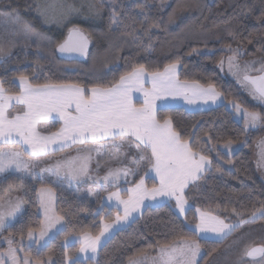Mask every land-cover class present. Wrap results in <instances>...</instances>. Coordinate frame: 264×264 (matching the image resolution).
Wrapping results in <instances>:
<instances>
[{
    "label": "trees",
    "instance_id": "trees-1",
    "mask_svg": "<svg viewBox=\"0 0 264 264\" xmlns=\"http://www.w3.org/2000/svg\"><path fill=\"white\" fill-rule=\"evenodd\" d=\"M94 11L86 25L93 29L92 53L108 45L118 64L111 66L104 76L83 77L81 69H65L58 64L57 57H42L36 52L18 49L11 57L0 61V81L9 94H18L19 76H27L35 85L77 84L81 87H113L122 75L143 65L145 72H163L164 68L179 61L178 79L207 87L215 86L226 101H233L250 111L263 112L244 100L238 87L224 78L220 62L227 55V49L251 48L264 38V0H92ZM181 15L177 22V15ZM177 24H176V23ZM156 25L149 27V25ZM177 25V26H176ZM188 30L184 35L209 36L211 41H192L177 32L179 27ZM114 28V30H112ZM216 38V39H214ZM171 117L173 127L183 139L207 155L211 160L208 172L191 185L185 199L189 209L180 217L172 204L148 207L127 227L116 232L99 250L96 260L79 261V264H129L130 259L142 255L155 256L160 246L175 244L183 237L196 238L203 252L198 264H206L219 252L228 249V242L239 235L245 227H264V218L241 224L239 228L221 241L200 238L195 231L197 209L216 215L225 223H240L249 220L253 212L264 208V183L254 161L255 150L263 132H248L226 106L189 112L183 108H166L157 111L158 119ZM211 139L209 140V138ZM243 149L229 157L219 147L227 141ZM207 142V143H206ZM77 150H66L51 155L52 163L68 156H75ZM91 185L86 180L82 185ZM46 183L26 185L24 194L25 214L6 232V236L17 241L22 254L33 262L46 264H72L65 256L68 253L77 260L79 245L65 246L67 239L82 235L96 236L103 223L111 222L116 210L101 207L95 200L88 204L74 200L61 189L57 194L56 214L62 217L64 228L42 249L27 248L28 229L38 232L42 218L38 212L37 191ZM92 186V185H91ZM146 186H156L146 179ZM1 191V188H0ZM1 197V194H0ZM11 233V236H9ZM8 245L0 244V252ZM259 260V257L257 258Z\"/></svg>",
    "mask_w": 264,
    "mask_h": 264
},
{
    "label": "snow or ice",
    "instance_id": "snow-or-ice-1",
    "mask_svg": "<svg viewBox=\"0 0 264 264\" xmlns=\"http://www.w3.org/2000/svg\"><path fill=\"white\" fill-rule=\"evenodd\" d=\"M12 26L15 34H23L25 37L38 35L31 25L23 22L19 15L8 12L0 15V29ZM152 24L149 27H155ZM75 34L76 39H72ZM39 47V45H37ZM87 38L79 29L70 32V38L59 44L57 50L60 53H79L81 56L87 54ZM232 55L227 59L229 72L234 75L254 100L264 104V64L252 74L251 65L255 62L246 63L243 67L236 62L240 55L239 50H232ZM10 53L0 47V60ZM179 61L167 65L163 72L156 71L150 74L152 89H143L146 72L143 65L133 71L122 75L119 82L113 87H81L77 84L66 85H33L27 76H19L18 94H9L8 89L0 81V174L14 172L25 173L32 180L43 183V177L33 169L39 168L40 172L47 171L52 176H67L70 180H81L85 177L91 179L89 165L93 159V153L102 155L108 153L103 163L97 161L96 169L101 167L107 169L103 176L105 191L108 187H115L121 176L138 177L134 187L127 189L130 193L127 200L120 198V192H109L108 200L115 198L117 204L116 219L105 223L103 229L96 236L84 235L81 240L80 253L91 251L97 252L101 243V237L121 220L127 221L133 212L139 210L145 199L155 200L157 196L174 197L176 207L182 215L185 212L187 201L183 196V189L190 182L201 178L200 174L211 167V160L198 149H195L181 134L173 127L171 117L165 119L157 118V110L164 111L168 104L158 105L156 101H166L169 97L176 99L182 97L188 104H194L198 100L208 103L219 98L215 86L209 84L202 87L194 84L189 87L180 85L176 75ZM223 68L224 61L220 62ZM138 85V91H143L145 100L142 107H135L131 103L130 92L133 86ZM191 92V95H189ZM13 101L15 104H13ZM16 105L23 108L14 115H9V109ZM73 111H69L73 109ZM237 113L242 114L246 129L264 127V112L250 111L233 103ZM55 112L63 121V126L54 133L42 135L36 129L40 119H47ZM211 137L209 138V140ZM118 141V142H117ZM207 143V142H206ZM27 146L24 152L14 148L3 149L4 145ZM79 144L75 156L47 163L48 158L56 151H63L72 145ZM135 148L136 154L131 156L125 163L127 153L122 151L124 145ZM232 144L229 140L226 148ZM57 145L52 148L50 146ZM91 145V146H90ZM264 148V140L261 141ZM30 150V151H29ZM150 153V154H149ZM28 154L30 160L24 159ZM261 162L264 163V151L261 152ZM136 166V170L132 166ZM142 170V174H141ZM154 172L159 179V186L151 189L145 186L144 177ZM42 192H51L50 189H41ZM179 193V194H178ZM97 193L89 191L88 195ZM23 200L13 197L10 191L0 197V233L5 229V220L14 217L20 210ZM119 205H123V215H120ZM41 207L44 209V222L39 230L37 244L43 240L48 232L60 223L62 217L55 215L51 207V199L46 202L41 199ZM199 222L195 224L198 233H216L220 239L235 231L244 223H250L258 218H264V208L253 212L249 220H241L240 223H225L224 220L209 213L202 212ZM33 229L29 228L27 238L33 240ZM11 236V233H9ZM8 247L6 251L0 252V264H33L28 256L21 258L18 253L24 250L23 237L20 247H15L17 241L4 238ZM201 245L196 238L183 237L182 243L164 244L160 246L158 255L152 258L151 264H197ZM65 256L72 264H79V260H73L68 253ZM251 258L252 264L264 262V246H249L242 253V257ZM259 257V261L257 258ZM94 258V257H93ZM147 255L143 260L130 259L129 264H146Z\"/></svg>",
    "mask_w": 264,
    "mask_h": 264
},
{
    "label": "rangeland",
    "instance_id": "rangeland-1",
    "mask_svg": "<svg viewBox=\"0 0 264 264\" xmlns=\"http://www.w3.org/2000/svg\"><path fill=\"white\" fill-rule=\"evenodd\" d=\"M92 5V0H0V15L6 14L8 12H14L19 15L20 19L23 22L31 25L35 32L38 34L36 36L25 37L23 34H15L12 31V26L0 29V47H2L5 52L10 53L9 55H6L4 57L3 62L5 59L11 57L18 49H23L31 53L36 52L43 58L57 57L59 61L58 64L60 66L70 70H77L79 68L83 72V77L86 76L88 78H98V76H104L109 71V68L111 66L114 67L119 62L114 56V53L112 52L110 47L107 48L108 45H105V47H103L100 52H96L91 56L92 49L90 47L93 44L94 35L92 31L93 29L87 27L86 25L90 24L93 21V19H90V17H92L93 15L92 10L94 11ZM180 16L181 15L179 14L177 15V22L179 21V19H181ZM74 28L79 29L80 32H82L90 42L89 49L86 51L87 54L78 60L72 59L69 56L68 59H66L64 55L67 56L68 54L60 53V55L59 51L57 50L58 45L64 43V41L70 36V32ZM112 30H114V28H112ZM186 30L188 29L181 26L177 29V32L183 34L181 36H185V39H189L192 41L213 40L209 36L204 35H184V32ZM37 45H39V47H37ZM231 49L239 50L240 55L237 57L236 62H238L241 67H243L246 63L253 61L255 62L251 65L253 75H256V70L259 69L262 64H264V38L261 40L260 43L251 48L243 49L239 47H233ZM226 51L227 55L223 59V68L220 65V71L222 72L224 78L231 81L238 87L239 92L244 100L250 103L253 107L261 109L264 112V104H261L259 101L254 100L252 96L249 95L248 91L243 88L240 83H238L236 77L229 72L227 66V59L233 53L229 50V48ZM233 103L235 102H228L225 99L223 100L224 106H226L227 109H229L233 113L234 118L244 125L242 114L236 112V110L233 108ZM246 131L263 132L262 139L259 141V144L255 150L254 161L256 164L257 172L264 183V163L261 162V152L264 151V148H262L261 146V141L264 140V127L246 129ZM244 146L245 143L239 145L231 144L229 148H226L224 145L219 147V149L221 153L231 157L236 154L239 150L243 149ZM11 184L12 183L6 185V188L10 187ZM174 202L176 203V200H174ZM17 215L18 212L15 214L14 217H8L5 220V226L8 223L12 222ZM127 222L128 221L121 220L119 223L114 224L111 229L118 230L120 228H123L122 226H124V224ZM53 230H55V228L51 229L48 232V235H46L45 237L48 238V236H51V232ZM230 234L225 236L223 239H220V237L216 233H198L200 238L220 241L224 240ZM5 237L10 239V237L8 236H3L0 238V244L7 245L4 239ZM106 238L107 237L104 234V236L101 237V242L103 240L105 242ZM178 243H182V241L177 242L175 244ZM249 246H264V227H245V229H243L239 233V235L232 238L228 242V249L219 252V254L214 256L206 264H252L251 259H248L246 256L242 257L244 249ZM158 251L155 256L147 255L148 260L146 261V264H151L152 258H155L158 255ZM202 255L203 252L201 251L200 255L197 257V264L202 258ZM79 256L88 258L91 255H83L82 253H80ZM144 256L145 255H142L136 258L135 260H143ZM21 257L23 258L24 255ZM33 264L38 263L33 262ZM46 264H53V261L48 260ZM261 264H264V262H261Z\"/></svg>",
    "mask_w": 264,
    "mask_h": 264
},
{
    "label": "crops",
    "instance_id": "crops-1",
    "mask_svg": "<svg viewBox=\"0 0 264 264\" xmlns=\"http://www.w3.org/2000/svg\"><path fill=\"white\" fill-rule=\"evenodd\" d=\"M146 77H145V81L143 83V89L150 91L152 89V82H151V76L150 74L146 73ZM178 74H179V67L177 66L176 68V75L178 78ZM178 83L180 85H185V82H181L178 79ZM17 84L19 86V80L17 81ZM189 87L193 86L195 83H186ZM139 87L138 85L133 86V90L130 92V97H131V103L139 108L142 107L144 104V100H145V96H144V92L143 91H138L136 90V88ZM203 87V86H202ZM189 95H191V92H189ZM223 97L220 95L219 98L215 101V103H213L212 101H209L208 103H204L203 101H197L194 104H188L184 101V99L182 97H177L176 99H172L171 97H169L166 101H156V103L158 105L160 104H168L169 107L168 108H183L186 111L189 112H201V111H207V110H211L217 107H220L223 104ZM13 104H15V102L13 101ZM23 108L22 105H16L14 108H10L9 109V115L10 116H14L16 115L19 110ZM159 110V109H158ZM157 110V111H158ZM69 111H73L74 113V106L73 109H70ZM63 126V121L61 119H59L58 115L53 112L47 119H40L38 121V123L36 124V129L37 131H39L42 135H48L50 133H54L57 132L61 127ZM118 142V141H117ZM91 146V145H90ZM27 146H22L20 144H16V145H4L3 149H7V148H14L15 150L21 151L22 153L24 152V148ZM58 147L57 145H51L50 146V152L52 148H56ZM82 146L79 144H75L72 145L69 148H65L63 151L66 150H77L79 148H81ZM125 149H128L130 152L128 153V155H126L125 159V163L128 162V160L131 158V156L136 154V149L133 148H129L127 144L124 145ZM30 151V150H29ZM58 152H62V151H56L54 153H52L51 155L58 153ZM150 154V153H149ZM108 156V155H107ZM106 155L103 156H99L98 158L94 159L93 157V161L94 163L97 161H100L101 163L104 162V160L107 158ZM24 159L25 160H30V159H34V158H30L28 154H24ZM50 161V158H48L47 163ZM96 163L95 165L92 163H90L89 165V174L91 175V180L93 181V184L91 185H82V183L86 180H90L87 177L77 181V180H70L67 176L61 175L59 177L57 176H52L50 175L47 171H45V174L48 173L52 178H54V180H52L51 182H49L48 180L45 182L43 181V183H46L47 186H43L41 188L38 189L37 191V201H38V212L39 215L42 218V225L44 222V209L41 207V199L43 198L46 202L49 200V197L51 199V207H52V211L56 214V200H57V194H56V190L54 188L57 189H61L64 193H66L67 195H69L70 197H72L74 200L77 201H81L84 203H88L91 204L93 203L95 200H97L98 202H100L101 207H105L106 209H113L117 211V202L115 200V198H113L111 201L108 200V193L109 192H115V191H119L120 192V198L123 200H127L130 193L127 191V189L134 187L135 183L138 182V177H131V178H127V177H121V179L117 182L118 187H108L107 191L104 190V188L102 187L105 182L103 180V174L104 172V168L105 167H101L100 169H98L97 171H94V167H96ZM136 167V166H135ZM107 170V169H106ZM210 170V168H208L207 171L203 172L200 174L201 178L205 175L206 172H208ZM142 171V170H141ZM142 174V172H141ZM5 175V174H4ZM106 175V174H104ZM4 177H8V176H4ZM124 178V179H123ZM200 178V179H201ZM146 179H151L155 182L156 186H159V179L155 176L154 172H150L149 175L144 177V182H145V186H146ZM200 179L194 181V182H190L188 184L187 187H185L183 189V196L185 198V193L187 191V189L193 185L194 183L198 182ZM20 180V181H19ZM56 181H60V182H64L65 184H61V185H57ZM38 181H32V180H27L24 179L23 181L21 179H18V181L14 182V181H10L9 179L7 180L4 179L0 182V194L1 197L5 196L7 193L10 194H14L12 195L13 197L19 196L22 200L23 203L21 205L20 210L18 211V215L15 217V219L8 223L5 226V229L3 230L2 233H0V238L3 236H6V232L7 230L14 224L16 223L18 220H20L21 218H23L24 214H25V203H24V194L26 192V185L29 184H36ZM10 187L6 188V185L10 184ZM147 187V186H146ZM50 189L51 192H42L41 189ZM148 188V187H147ZM93 191L95 193H97L96 195H88L89 191ZM179 194V193H178ZM175 198L174 197H162V196H157L155 200L152 199H145L143 204L140 206L139 210L136 212H133L131 216H129L128 218V222L124 224V226H122L123 228H120L118 230L116 229H109L108 232L105 233V236L107 237L105 242L104 240L100 243V246L97 249V252L95 254H93L90 250L82 253L84 254H88L91 255L88 258H84V257H80L79 256V250L77 253V259L79 261H87V260H96V258L98 257V253L99 250L101 249V247L119 230L124 229L125 227H127L131 222H133L135 219H137L138 217H140V215L143 213V211L148 208V207H156V206H160L163 204H172L175 207L176 213L180 216V217H184L185 214L187 213L188 209H189V205L188 203L185 204V212L181 215L178 208L176 207V203L174 202ZM186 200V199H185ZM119 212L120 215H123V205H119ZM58 216V215H57ZM214 216V215H212ZM116 219V217L112 220L114 221ZM200 219V214L199 212H197V220L199 222ZM111 221V222H112ZM110 223V222H109ZM104 224L102 225V229L104 227ZM57 228V229H56ZM64 228V222L61 219L60 223L56 225L55 230H53L51 232V236H48V238L44 237L43 240L39 241V243L42 244H37L35 241L38 239L39 237V232H33V240H29L27 238V240L25 241V246L27 248H31V247H36L38 249H42L44 248L50 240H52L59 232H61ZM54 229V228H53ZM195 229V228H194ZM196 231V230H195ZM198 234V232H196ZM82 236H76V237H71L69 239H67L64 243L65 246H71V245H79V249L81 247V240H82ZM199 236V235H198ZM213 241H220V240H213ZM18 255L21 257L23 256L21 254V252L18 253ZM94 257V258H93ZM22 258V257H21Z\"/></svg>",
    "mask_w": 264,
    "mask_h": 264
},
{
    "label": "flooded vegetation",
    "instance_id": "flooded-vegetation-1",
    "mask_svg": "<svg viewBox=\"0 0 264 264\" xmlns=\"http://www.w3.org/2000/svg\"><path fill=\"white\" fill-rule=\"evenodd\" d=\"M65 42V41H64ZM59 54H60V52H59ZM61 54H64V53H61ZM60 54V55H61ZM65 54H68L67 56H65L64 55V57L66 58V59H68V56L69 57H71L72 59H76V60H78V59H80L79 57L81 56L79 53H65ZM82 58V57H81ZM122 151H124L125 153H127V155H128V153L130 152L128 149H125V148H123L122 149ZM103 155H108V153L107 152H105L104 154H102V155H96L95 153H93V157H94V159H96V158H98L99 156H103ZM126 157V156H125ZM95 161V160H94ZM94 161L92 160V163L95 165V163H94ZM100 169V168H99ZM102 169V168H101ZM132 169L135 171L136 170V167L133 165L132 166ZM104 170V174H107V170H106V168H104L103 169ZM33 171H35V172H37L38 174H39V176L40 177H43V180H48L49 182H51L52 180H54V178H52L48 173H46L45 174V171L44 172H40V170H39V168H36V169H33ZM94 171H97V169H96V167H94ZM5 174V175H4ZM104 174H103V176H104ZM4 176H8V177H4ZM132 176L131 175H129L127 178H131ZM7 178V180L9 179L10 181H14V182H16V181H18V179H21L22 181L24 180V179H27V180H32L30 177H28V176H26V174L25 173H14V172H8V173H3V174H0V182L2 181V180H4V179H6ZM20 181V180H19ZM32 181H35V180H32ZM36 181H39V180H36ZM57 183V185H63V184H65L64 182H60V181H56Z\"/></svg>",
    "mask_w": 264,
    "mask_h": 264
},
{
    "label": "water",
    "instance_id": "water-1",
    "mask_svg": "<svg viewBox=\"0 0 264 264\" xmlns=\"http://www.w3.org/2000/svg\"><path fill=\"white\" fill-rule=\"evenodd\" d=\"M83 35H84V34H83ZM84 36H85V35H84ZM85 37H86V36H85ZM69 38H70V36H69L66 40H68ZM76 38H78V37H76L75 34H73V35H72V39H76ZM86 38H87V37H86ZM66 40H65V41H66ZM89 46H90V42H89V40L87 39V49H86V51L89 49ZM81 57H83V56H80L79 58H81ZM37 172H38V171H37ZM115 187L117 188L118 185H116ZM247 258H248V259H251V258H249V257H247Z\"/></svg>",
    "mask_w": 264,
    "mask_h": 264
}]
</instances>
